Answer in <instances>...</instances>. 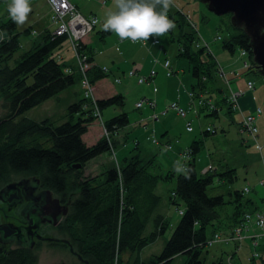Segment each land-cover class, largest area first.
I'll use <instances>...</instances> for the list:
<instances>
[{"label":"trees","instance_id":"1","mask_svg":"<svg viewBox=\"0 0 264 264\" xmlns=\"http://www.w3.org/2000/svg\"><path fill=\"white\" fill-rule=\"evenodd\" d=\"M166 4L163 0L154 1L150 18L156 26L172 33V20L163 14ZM1 29L7 33V38L0 41V62L3 63L0 66V101L3 100L4 104H1V108L5 110L4 116H0V138L4 140L0 142V178L6 170L34 174L46 187L72 197L64 230L70 239L71 246L74 247L73 244L76 246L73 250L87 259L89 264H117L122 251H141L144 246L163 235L167 227L171 226L167 213L173 204L178 205V199H181L183 207H176L179 219L173 226L163 249L148 261L141 260V263L171 264L177 254H182V264H204L202 252L205 247L217 242L232 244L224 239L214 240V234H225L242 220L245 212L262 208L254 206L251 198L243 200L244 194L253 189V186L249 184L248 188L245 185L241 190L229 191L231 198L228 200H225L223 194L209 195L207 193V187L214 180L222 184L232 182L235 177L233 175L235 168H230L227 163H220L219 160L215 163L209 155V162L201 165L199 171L195 160L201 150L200 140H194L187 149L180 150L179 157L188 161L184 165L185 171L176 176L173 163L166 174L157 173L156 169H152L154 158L143 161L138 150L131 156L125 155L119 162L114 154L115 149L119 145H124L127 137V131H124V128L129 124L128 114L124 111L103 119L104 135L91 145L87 144L83 138L88 126L96 118L91 112L94 107L86 108L85 106L87 104L84 101L88 103L89 100L92 103L89 98L82 97V101L70 104L68 118L60 123L48 120L38 122L26 117L27 110L59 94L75 82V73L67 72L64 64L59 61L60 58L52 51L66 38L64 35L53 36L49 32L39 43L24 51L19 58H15L14 53L21 47L19 39L21 32L17 31L15 18L8 17L2 21ZM23 31H28V28ZM195 31L192 29L182 33L178 41L182 46L180 54L192 64L191 73L196 78V85L203 90L206 89L202 85L203 81L219 82L217 60L212 51L200 43L199 35L197 34L196 37ZM85 37L86 35L80 41L83 53ZM195 40L197 48L192 50ZM248 42L247 34L238 29L225 41L224 46L231 52L236 45L240 47V50L245 49L246 56L250 59V61L245 59L250 66L249 71L253 66L255 67V64L252 62ZM204 52L210 57L207 62L201 60V54ZM242 68L246 70L243 64ZM93 70L98 71L97 75L94 74L95 72L92 76L89 75L95 91L96 80L104 77L106 73L100 71L98 67H93ZM234 74L239 75L238 70H235ZM227 80L228 83L223 81L229 87L228 75ZM195 88V84H192L191 90L194 93ZM215 88L214 91L216 90L223 100L230 103L231 107H228V111L237 107V104L228 98L230 91L229 94L224 93L220 83H216ZM198 95L201 96V93ZM206 100L211 102L208 98H205ZM95 103L101 113V110L107 106H123L124 96L120 92L98 98L95 95ZM147 105L150 104L147 103ZM154 105L150 106L154 107ZM216 105L217 103L215 105L212 103L210 107L213 110L212 113L218 115L217 110H220V107ZM236 109L240 114L242 113L239 107ZM169 110L165 108L162 113ZM76 113H78L77 117L73 118ZM250 113L252 111L242 114L237 122L239 131L249 135L251 134L244 130L243 116ZM152 116L150 118L154 120L159 114L153 113ZM17 117L21 118L16 122L14 118ZM255 124L258 127L256 121ZM190 127L188 129L186 124L187 130H192L191 125ZM214 128L207 126L203 132L214 134L216 133ZM152 133L155 143L165 144L167 148L171 147V143L165 142L163 137L158 138L156 134L154 135V131ZM35 135L38 136L37 138L45 137L48 142H36L28 146L22 143L25 137ZM138 143L137 140L135 149H138ZM258 144L262 145L261 150L257 147ZM254 148L263 163L264 140L256 139ZM105 151L109 154L106 163L103 164V170L101 169L102 171L95 178L82 176L81 169L85 164L104 154ZM108 160L111 163L108 164ZM74 163H81L82 167L73 168ZM102 174H104L103 177ZM175 176L173 187L165 189L168 202L162 203L161 206L162 193L158 192L159 182L170 181ZM262 176L258 180L260 185H264L260 182ZM68 186L76 190L69 189ZM227 202L235 203L234 210L230 215L226 213L222 215L221 210ZM242 207L249 210H243ZM226 219H232V221L227 222ZM147 226L150 228L149 232L146 231ZM210 226L212 232L208 233ZM1 243L0 264H38L33 249L22 246L12 247ZM233 245L238 247L237 244ZM249 245L251 247L250 243ZM251 252L252 247L250 255ZM259 258H263V254ZM255 260L256 258L251 255V264H257ZM74 264L85 263L79 260V263ZM213 264H220V262L218 260Z\"/></svg>","mask_w":264,"mask_h":264},{"label":"rangeland","instance_id":"2","mask_svg":"<svg viewBox=\"0 0 264 264\" xmlns=\"http://www.w3.org/2000/svg\"><path fill=\"white\" fill-rule=\"evenodd\" d=\"M166 3L165 9H163V14L172 20V33L160 30L158 33V37L160 38L152 36L149 38H157L159 41H161L162 47L164 48L163 56H167L169 59H171L172 65H174V73L171 76H166L162 66L158 67V65H154V68L157 71L153 78L154 83H138L137 76H131L128 77L129 79L127 78V80H124L122 84L115 82L110 74L107 75L106 82L110 81L117 91L122 94L124 93V104L121 107L117 105H111L103 108L101 110V117L105 120L123 111L126 112L129 117V124L126 128H124V131H127V137L124 145H121L119 150L124 148L125 155L128 156L135 154L138 150V153L140 154L139 156L143 159V161L154 158V166L152 169H156L155 172L157 173L161 172L162 174H166L173 163L177 176V174L185 171L184 165L188 160H184L182 157L180 158L174 150L171 152L170 150L166 149L165 144L155 143L152 138V131H154V135L160 133L158 132L159 130H156L155 125L161 124L163 116H165L168 112H174L170 109L166 113H162L166 106L172 100L181 101L182 106L185 108L187 113L186 117H182L177 114L171 117L170 123L172 129L168 131L169 133L167 136L166 134H159V138L163 137L164 140H166L168 139V135H170V141L176 145L180 144L182 149H187L190 143H192L194 140H200L201 150L196 156L195 160L196 167L199 171L201 165L207 164L209 162V155L212 157L211 160L215 163L219 160L220 163H227L230 168H235V171H233V175H235V177L232 182L222 184L221 182L214 180V182L207 187V193L209 195L218 193L223 194L225 200H228V198H231L229 191L233 192V190H241L242 187L248 183L249 185L253 186V189L251 188L252 190L249 193L244 194L243 200L251 198L254 201V206H260L262 207L261 209H263L264 185H260L258 180L264 174V166L260 159L259 153L254 148V139L251 135L239 131L237 122L240 118V113L236 109L237 107H234V109L228 111V107H231L230 103L226 100H223L221 94H217L218 92L216 90L214 91V89H216V83H220L224 93L226 94H229L231 88L229 89L228 85L223 80H221L220 77H218L219 82H214L213 80L203 81L202 85L206 89L201 90L196 85V78L191 73L192 64L186 57H183L180 54L182 46L180 45L178 39L182 33L192 29L196 30V37L199 35L200 43L204 41L208 43L209 49L212 51L216 60L219 61V64L223 67L228 77L232 74L230 73L231 67L233 65H237L239 67L237 69L239 75L237 76L242 77L243 80H254V87L252 89H248L246 87L247 90L259 92L261 98H264V77L259 74L258 68L256 66H253L251 70L248 71L250 66L247 65L245 66L247 71L243 70L242 62H245V59L250 61V59L246 56L247 52L242 54V50H240V47L237 45L235 46L233 52L224 46L225 41L229 39L230 35L234 31L236 32L238 30L231 25L230 14H215L208 9L205 3H202L200 0H171L170 2ZM170 16H172V18ZM8 17L15 18L17 23V31L21 32L19 37L21 47L19 50H17V52L14 53L15 58H19V56L24 51L31 49L34 44L39 43L43 37L49 33L46 27L44 28V25H49L50 30L52 28L49 21V6L47 0H2L0 2V41L7 38V33L1 29V24L2 21H5ZM26 28H28V31H23ZM96 29L97 30L94 34L100 32V34L103 35V38L106 37L107 41L114 38L112 35L107 36L104 34L102 28L97 27ZM216 36L218 39H215ZM116 37L115 39H117ZM149 38L146 39L147 42L151 40ZM170 38H173V41L170 40ZM26 40L30 41L26 43ZM98 42L102 43L103 41L101 38H98ZM136 44L139 45L140 43L137 42ZM67 47L68 41L64 40L52 51L54 54L57 52L66 53L68 54V57H73L75 60L73 51L67 52ZM196 48L197 46L195 40L192 50H196ZM209 58L210 57L206 52L201 54L202 61L207 62ZM11 63L12 61L10 64ZM2 64L3 63L0 62V66ZM250 65L252 66V64ZM91 72L92 71H90V69L87 71L88 76H92ZM74 75L75 82L71 86L64 89L59 94L50 97L42 103L27 110L25 112L26 117L38 122L42 120H48L49 122L54 123L65 121L68 118V106L74 102L82 101L81 98L85 97L83 87L80 82V71L75 72ZM175 80L177 89L176 87L175 89L172 87ZM192 84H195V93H201V96L197 94L193 96L194 102H192V98H190L187 94L189 91L188 89H191ZM231 87L233 90L239 89V87L235 86V84L232 82ZM94 93L96 95V90ZM178 93H180L182 96H179ZM157 94L160 98L164 97L165 95L161 103H163L165 100L166 105L159 112L161 116L153 121L154 123L150 122V124L144 126L142 124V120L145 119V121H147V119L143 118L140 121L141 116L147 115L146 110H150L151 108L148 107L146 101L140 107H136L135 102L143 98H154V96ZM205 98L210 99L211 103L214 105L217 103L216 106L220 107V110H217L218 115L212 113L213 110L210 105L206 103ZM84 102L87 104L85 105L86 108L94 107L93 101V104L89 102V100L88 103H86V101ZM251 103L253 104V102ZM1 104H4L3 100L0 101V116L5 113V110L1 108ZM260 105L262 106L264 112V103H260ZM93 109L91 112L95 114V107ZM154 109H156V107L152 110ZM261 113L262 110H260V114ZM77 115L78 113L74 114L73 118H76ZM20 118L21 117L14 118V121L17 122V120H20ZM97 119L98 118L96 117L94 122L88 126V130L83 134L84 140L89 145L95 143L98 139H100L101 136L104 135L102 127L103 124ZM187 121L190 122L192 130L186 129ZM207 126L215 127L214 131L216 133L205 134L203 131ZM37 137V135L30 137L27 136L23 139L22 143L25 146H28L36 142H48V139L45 137ZM137 140H139L140 143L137 144L138 149H135ZM3 141V138H0V142ZM103 153L104 154H100V156L89 160L85 164V166L81 169L82 176L95 178L97 174L103 170V164L106 162L100 158H107L109 152L105 151ZM117 157L120 160L122 159V154H120L118 150ZM175 159L176 162L174 163ZM20 175H22V173H15L10 170H6L3 176L0 178V185L3 182H9L11 178H17ZM101 176L103 177L104 174ZM176 176L170 181L159 182L158 192L160 194L162 193L161 206L162 203L168 202L165 189L167 187L169 189L173 187ZM69 189L74 191L76 190L70 187ZM260 199H262V201ZM177 203L178 207H183L181 199H178ZM234 205V202H227L224 205V208L221 210V214L225 215L226 213L227 215H230L234 210ZM177 206L173 204L171 210L167 213L171 220V226L167 227L163 235L158 236L156 240L144 246L141 251H122L119 255L117 264H142L141 260L148 261L149 258L159 254L163 249L168 237L170 236L173 226L179 219V215L176 211ZM241 209L249 210V208L245 207H242ZM226 221L231 222L232 219H226ZM146 231H150L148 226ZM210 232H212L211 226L208 228V233ZM237 245L240 248L234 246L233 244H225L222 242H217L212 246L205 247L202 252V256H204V264H213L218 260L220 264H251V247L249 242L245 240L241 244ZM73 246V248L76 247L75 244H73ZM37 247L38 248H34L32 251L37 256L38 264L79 263L76 255L69 251L66 244L42 243ZM182 261L183 255L177 254L171 264H182ZM255 261L257 264H264V256L263 258H256Z\"/></svg>","mask_w":264,"mask_h":264},{"label":"crops","instance_id":"3","mask_svg":"<svg viewBox=\"0 0 264 264\" xmlns=\"http://www.w3.org/2000/svg\"><path fill=\"white\" fill-rule=\"evenodd\" d=\"M73 1L75 2L78 10L81 13H83L85 16L95 15L98 18V23L96 24L95 28L92 30V32L88 33L83 40V44L85 45L84 51L86 52L87 55L88 54L90 55L89 61L91 63L90 64L91 65L90 70H92L91 74L95 72V70H93V67L95 68L101 67L103 69V67L105 66L107 68V71L105 72L106 73L105 76L102 77L101 79L96 80L94 84L97 98L107 96L111 93L119 92L115 89V87H113L110 81L106 82L107 75L110 74L114 81H115V77L119 78V81L116 82L122 84L124 80H127L128 77H131L127 74L128 69L134 68L135 70H137L139 74L147 75L149 70L151 68H154V65H158V67H161L162 65L160 61H162V59L164 58H168L167 56L165 57L163 56L164 48L162 47L161 41H159L158 43H152L151 40L146 43H142L139 40L131 39L132 35H135L138 38L143 36L146 38H149L150 36L160 38L158 37L159 36L158 33L160 30L163 29L156 26L150 18V11L154 6V1L156 0H73ZM50 26L52 27L51 30L49 28V25L47 26L44 25V28L46 27V29L49 32H51L53 31L52 30L53 25L51 22H50ZM97 27L102 28L104 34H106L107 36L112 35L114 36V38L112 40L107 41L106 37L103 38L102 37L103 35L100 34L99 31H98L99 33L94 34L97 30L96 29ZM115 37L117 39H115ZM98 38L99 39L101 38L103 42L102 43L98 42ZM149 39H153V38H149ZM170 40L173 41V38H170ZM29 41L30 40H26L25 42L28 43ZM137 42L140 43L141 45L136 44ZM66 51L67 52L71 51L69 49V46L67 47ZM56 54L58 55V58H60L59 61L63 63L64 66L66 67L65 70L67 72H73V73L77 72L76 59L74 60L73 57H68V54L66 53L57 52ZM169 60L171 67L173 69L174 65H172L171 59ZM217 62L219 63V61ZM238 68L239 67L237 65H233L231 67L230 73L232 74L229 76L231 78V81L229 83V89L231 88V90H233L231 87V82L235 84V86L239 87V89L234 91L241 92V96L239 97L240 99L239 105L237 104V107H239L240 112H242L240 114L241 117L242 114H247L248 112L252 111L256 105L262 108L260 103H264V98H261L259 92L247 90L245 81L249 79L243 80L242 77L235 76L234 71L237 70ZM94 74L97 75L98 71L96 70ZM164 74H165V70H164ZM153 78L150 80L151 82L148 81L147 83H154ZM172 87L174 89L176 87L177 89L176 80L174 81ZM178 95L182 96L180 93H178ZM164 97L160 98L158 94L154 96L153 99L155 100L156 104L154 105V107L148 105V107L151 109L146 110L147 115L141 116L140 121L143 118L147 119V121H145V119L142 120V124L144 126L145 125L147 126L148 124H150V122L154 123L153 121H155L156 119L152 120L150 117L153 113L159 114V112L163 109V107H165L166 105L165 100L163 103H161ZM176 101L180 102L179 104L180 106H182L181 101L179 100ZM251 102H253V104ZM155 107L156 109L152 110ZM173 113L168 112L165 116H163V120L161 124L155 125L156 130H159L158 132H160L157 133L155 136H157L158 138L161 134H166L167 136V134L169 133L168 131L172 129L170 119L171 117L177 114V113L174 114ZM160 116L161 115L159 114L158 118ZM256 122L258 123L257 140L263 141L264 140L263 109H262V115L257 117ZM170 138H171L170 135H168V139H166L165 142L171 143V147L170 148L166 147V149L170 150L171 152L174 150L175 153L179 155L180 150L182 149L181 145L180 144L176 145L171 141H167L170 140ZM138 142L140 143L139 140ZM119 147L115 149V153H114L117 159H118L117 150L120 154H122V158L125 156V149L122 148L121 150H119L120 149ZM100 159L106 161V158H100ZM118 160L119 162H121L120 159ZM109 163H111L110 160H108V164ZM261 251L264 256V247H262Z\"/></svg>","mask_w":264,"mask_h":264},{"label":"built area","instance_id":"4","mask_svg":"<svg viewBox=\"0 0 264 264\" xmlns=\"http://www.w3.org/2000/svg\"><path fill=\"white\" fill-rule=\"evenodd\" d=\"M1 1L2 0H0V2ZM163 1L170 2L171 0H163ZM47 3L50 9L49 12L50 22L53 25V29H52L53 31H51L50 33L53 36L64 35L66 40L68 41L69 49L73 51L76 59V65H77L76 69L81 73L80 82L83 87L84 96L87 99L89 98L91 101H93L94 107L96 109L94 115L98 118L99 122L103 124V119L101 117L100 110L95 103L94 87L87 74V71L91 69V65H90L91 63L90 61L88 62L89 56L85 52L83 53L81 51V44H80L82 38L88 33L92 32V30L95 28L96 24L98 23V18L95 15L85 16L83 13H81L78 10L73 0H47ZM131 39L139 40L142 43L147 42L146 40L147 38L144 37L138 38L135 35H132ZM151 40L152 43L159 42L157 38H153ZM202 43L209 48L207 42L204 41ZM241 50H242L241 51L242 54L246 53L245 49H241ZM161 65L165 70L166 76H171L174 73L170 64V60L168 58L162 59ZM243 65L245 67L248 65V63L244 62ZM100 70L102 72H106L107 68L105 66L103 67V69L100 67ZM217 72L219 77L228 83L227 74L219 63L217 67ZM127 74L129 76H137V82L143 83L150 81L156 74V70L155 68H151L147 73V75H143V74H139L137 70H135L134 68H130L127 70ZM116 81H119V78L115 77V82ZM246 87L248 89H252L254 87V81L251 79L247 80ZM187 94L190 98H192V102H194L193 96L196 95L194 91L189 90ZM240 96H241L240 91H234L230 89V94L228 97L230 101L239 105ZM145 101L150 105H154L153 98H143L137 100L135 102V106L140 107L143 105ZM206 102L212 105V103L209 102L208 100H206ZM166 109H171L182 117L186 116L185 108L183 106H180L179 102L176 100L171 101L167 105ZM260 110L261 108L259 106H256L254 110H252V113L243 116L244 130L249 132L255 141L257 139V134H258V127L256 126L255 121L257 117L260 115ZM187 128L188 129L191 128L189 122L187 123ZM257 147L260 150L262 149V145L260 144H258ZM262 160L264 166V154L262 155ZM260 182L264 183V174ZM246 186L248 188V183L246 184ZM221 234L219 233L214 234L213 239L214 240L224 239L227 243H232V244H241L243 241L246 240L251 244L252 247L251 255L254 258H259L260 256H262L261 250L262 247H264V208L245 212L242 216V220L239 223H237L232 228H230L229 231H227L225 234L223 235Z\"/></svg>","mask_w":264,"mask_h":264},{"label":"flooded vegetation","instance_id":"5","mask_svg":"<svg viewBox=\"0 0 264 264\" xmlns=\"http://www.w3.org/2000/svg\"><path fill=\"white\" fill-rule=\"evenodd\" d=\"M53 198L59 199L56 206ZM71 201L72 197L46 187L34 174H22L3 182L0 185V240L4 238V226L15 231L1 244L30 249L42 243L67 245L70 239L64 225ZM65 204H68L66 213Z\"/></svg>","mask_w":264,"mask_h":264},{"label":"water","instance_id":"6","mask_svg":"<svg viewBox=\"0 0 264 264\" xmlns=\"http://www.w3.org/2000/svg\"><path fill=\"white\" fill-rule=\"evenodd\" d=\"M205 3L209 10L215 14H230L231 25L235 29L242 30L249 37V46L252 54V62L258 68L260 75L264 77V0H200ZM73 168L79 169L82 167L81 163L72 164ZM9 185H13L10 183ZM51 195L52 191L47 190ZM54 205L59 203L58 198H53ZM70 202V201H69ZM68 202V203H69ZM64 213L68 209V204H65ZM4 226L2 228L3 240L6 242L8 237L14 233ZM68 242V240L66 239ZM69 250L77 255L80 261L89 264L87 259H84L80 253L73 250L70 242L68 243Z\"/></svg>","mask_w":264,"mask_h":264}]
</instances>
